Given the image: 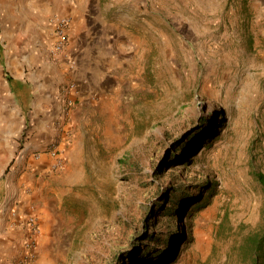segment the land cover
I'll return each instance as SVG.
<instances>
[{"label":"rangeland","instance_id":"obj_1","mask_svg":"<svg viewBox=\"0 0 264 264\" xmlns=\"http://www.w3.org/2000/svg\"><path fill=\"white\" fill-rule=\"evenodd\" d=\"M61 1L0 0V118L14 109L0 125V264H120L160 190L196 196L206 183L210 204L178 217L163 264H251L248 238L264 231V0H84L85 33L67 16L54 56ZM74 34L99 69L71 73ZM49 68L71 75L41 89ZM150 256L124 264H162Z\"/></svg>","mask_w":264,"mask_h":264},{"label":"trees","instance_id":"obj_2","mask_svg":"<svg viewBox=\"0 0 264 264\" xmlns=\"http://www.w3.org/2000/svg\"><path fill=\"white\" fill-rule=\"evenodd\" d=\"M8 80L10 83H14L12 78L9 77ZM17 84L18 86H23V83L18 82ZM205 121L203 120V122ZM209 128H207L208 136L203 140L205 142L209 141L213 136V131L211 129L209 131ZM175 149L177 150L178 146ZM173 153L175 154V152ZM178 161L184 162L187 161V158ZM257 178L264 186V174H258ZM198 188L200 190L196 196L191 191L186 192L187 189L183 185L170 186L160 190L153 208L149 210V220L145 226L146 229L140 235L138 246L134 247L133 250L126 251L120 264H124V261L129 256L134 257L136 261L140 260L142 263L150 261L151 254L160 255L162 264L170 261L173 258L175 250L165 253L163 252V246L172 240L173 233L177 231L176 223L178 217L191 216L210 204L212 195L210 191L213 190L212 185L208 187V183L201 184ZM207 191H209L208 195L205 194ZM187 199L189 201L188 205L184 206V202ZM180 233L178 245H182L187 239L185 231L182 230ZM247 243L249 244L248 253L251 258V264H264V231L249 236Z\"/></svg>","mask_w":264,"mask_h":264},{"label":"crops","instance_id":"obj_3","mask_svg":"<svg viewBox=\"0 0 264 264\" xmlns=\"http://www.w3.org/2000/svg\"><path fill=\"white\" fill-rule=\"evenodd\" d=\"M92 1V0H91ZM86 2H89V0H87ZM62 5L64 4L65 7H64V10H60L61 13L64 15V16H68V17H71L72 18V23L73 25L76 27V28H81L80 31H81V35L83 33H85V28L87 27L88 25V20L90 18V15L87 14L86 10H85V6H83L81 3H84V0H63L61 1ZM62 15V16H63ZM84 29V30H83ZM79 31V29H77ZM80 35V36H81ZM82 39V38H80ZM79 39H77V37L75 36H72L70 38V42H69V46H68V50L70 52V49H73L74 47H78L79 46V42H78ZM89 39L86 40V44H90V42L88 41ZM78 42V43H77ZM82 43V42H81ZM78 44V45H77ZM99 49V48H98ZM77 54V55H76ZM75 55V60H76V64H77V61H78V65H76L74 67L75 70L71 71V73H77L78 74V69H77V66L80 67L81 65L83 66L82 68H84L85 65L88 66V64H90L92 67H90L91 69L95 68V69H99L100 67V63L97 61V60H100L101 59V56L100 54L98 53L97 56H92L91 55V52H90V49L88 46H84V44L80 45L78 48H77V53ZM74 60V61H75ZM90 62V63H89ZM85 63V64H83ZM77 69V70H76ZM46 77L43 78V82L39 81V84L41 86V89H47L48 91H50L49 88H51V86L55 85V84H58V83H61L62 81H67V78L70 77L71 73L70 72H66L63 68H56V69H46ZM60 71V76L57 74V72L59 73ZM34 82V81H33ZM19 83H22V82H19ZM33 84V83H31ZM35 85V84H33ZM37 87H39V85H36ZM13 88L10 87V90H9V93H11V97L13 98ZM8 102V101H7ZM48 101H46V105ZM45 105V106H46ZM41 106H43V104H41ZM59 109V105H57V108H55L56 111H58ZM12 111V112H11ZM10 111V114L8 116H5L3 118H0V125L2 126L4 123H9V122H12V118H13V113H14V109ZM8 114V113H6ZM46 130L42 131V130H37V132H35V136H39V137H42L43 136V133H45ZM47 132V131H46ZM46 135V134H45ZM49 135V134H48ZM47 136V135H46ZM42 140V139H41ZM15 195V196H14ZM14 195H11L7 198V204L6 205H11L12 203V198L15 197V200L16 201H19L20 199L17 198V191ZM15 202V201H14ZM4 229V228H3ZM2 229V231H3ZM0 241H1V237H0ZM10 241V240H9ZM8 244V242H7ZM2 245V244H1Z\"/></svg>","mask_w":264,"mask_h":264},{"label":"built area","instance_id":"obj_4","mask_svg":"<svg viewBox=\"0 0 264 264\" xmlns=\"http://www.w3.org/2000/svg\"><path fill=\"white\" fill-rule=\"evenodd\" d=\"M71 27V20L67 17H62L56 20L54 25V32H55V41L52 44L51 53L54 54V56L61 54L64 52L68 41H69V28ZM58 150L55 149V151L52 152V155L55 159L54 167H60L61 160L57 157ZM26 226H28L29 229H34V226H36L34 217H30L25 221Z\"/></svg>","mask_w":264,"mask_h":264}]
</instances>
